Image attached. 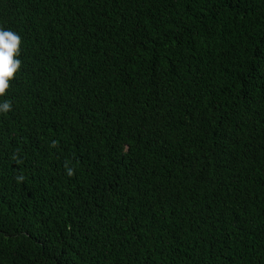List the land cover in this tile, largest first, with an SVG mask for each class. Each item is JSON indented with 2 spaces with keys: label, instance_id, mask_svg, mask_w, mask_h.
Here are the masks:
<instances>
[{
  "label": "trees",
  "instance_id": "trees-1",
  "mask_svg": "<svg viewBox=\"0 0 264 264\" xmlns=\"http://www.w3.org/2000/svg\"><path fill=\"white\" fill-rule=\"evenodd\" d=\"M0 28V264H264V0H0Z\"/></svg>",
  "mask_w": 264,
  "mask_h": 264
},
{
  "label": "clouds",
  "instance_id": "clouds-1",
  "mask_svg": "<svg viewBox=\"0 0 264 264\" xmlns=\"http://www.w3.org/2000/svg\"><path fill=\"white\" fill-rule=\"evenodd\" d=\"M21 37L10 29L0 28V97H4L9 89V81L21 68ZM11 110L8 100L0 101V113ZM70 174V173H69ZM23 179V177H18Z\"/></svg>",
  "mask_w": 264,
  "mask_h": 264
}]
</instances>
